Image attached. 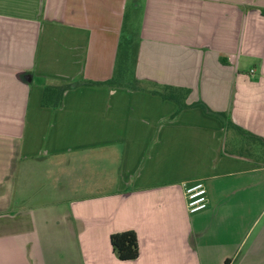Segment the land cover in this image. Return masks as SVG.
<instances>
[{
    "label": "crops",
    "instance_id": "1",
    "mask_svg": "<svg viewBox=\"0 0 264 264\" xmlns=\"http://www.w3.org/2000/svg\"><path fill=\"white\" fill-rule=\"evenodd\" d=\"M129 4L137 78L264 138V0H0V264H264L258 155L199 107L82 83L113 74ZM195 181L207 207L189 213ZM127 229L139 254L120 260Z\"/></svg>",
    "mask_w": 264,
    "mask_h": 264
},
{
    "label": "trees",
    "instance_id": "2",
    "mask_svg": "<svg viewBox=\"0 0 264 264\" xmlns=\"http://www.w3.org/2000/svg\"><path fill=\"white\" fill-rule=\"evenodd\" d=\"M133 39L132 34L123 37L122 31L117 50V62L115 63V68L110 78L105 81L83 80L82 83L95 86L110 85L126 87L133 90H147L153 94L160 95L163 99L174 101L177 105L176 112H179L184 108L199 107L205 113L217 117L223 123L225 128H232L240 135L250 136L259 140L261 143H264V138L250 133L241 126L233 123L226 115V112H214L202 100H197L192 103L185 102L190 92L189 88L158 84L149 79L137 78L134 73L133 65L135 64L137 45ZM78 83V81H75L63 85H46L43 91L42 103L44 105L57 106L61 102L63 91L71 85H77ZM109 241L113 251L120 260H132L137 258L139 254V245L137 234L134 230L127 229L112 232L109 235Z\"/></svg>",
    "mask_w": 264,
    "mask_h": 264
},
{
    "label": "rangeland",
    "instance_id": "3",
    "mask_svg": "<svg viewBox=\"0 0 264 264\" xmlns=\"http://www.w3.org/2000/svg\"><path fill=\"white\" fill-rule=\"evenodd\" d=\"M139 8L134 7L133 4H129L127 6V11H126L124 25H123V37H127V35L131 34L132 31H134V29L137 27V22H138L139 13H140ZM230 136L235 137V139H238V143H240V146L237 145L238 146V148H237L238 152H243V153L249 154L251 156L258 155L259 159L264 161V144L261 143L259 140H256L250 136L240 135L239 133H237L232 128H229L227 137H230ZM228 141H229V138H228ZM229 146L230 145L228 144L227 148ZM232 147H235V146L232 145ZM55 168L56 167H54L53 170H55ZM42 185H43L42 182H38V185L36 187V189L38 190V195L43 192V190H41ZM50 189H51V192L55 190L54 187H53V189L52 188H50ZM50 189H49V184L47 183V191H50ZM43 195H44V193H43ZM40 197H42V195L39 196V198L37 200H39ZM29 204H32V202L29 201V199H28V201L26 202V205H29Z\"/></svg>",
    "mask_w": 264,
    "mask_h": 264
},
{
    "label": "built area",
    "instance_id": "4",
    "mask_svg": "<svg viewBox=\"0 0 264 264\" xmlns=\"http://www.w3.org/2000/svg\"><path fill=\"white\" fill-rule=\"evenodd\" d=\"M253 71L254 69H250V73H253ZM184 193L186 208L189 213H195L207 207V190L202 181L185 184Z\"/></svg>",
    "mask_w": 264,
    "mask_h": 264
}]
</instances>
